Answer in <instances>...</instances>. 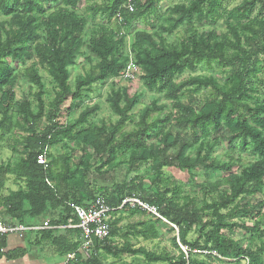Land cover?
I'll list each match as a JSON object with an SVG mask.
<instances>
[{
  "label": "trees",
  "instance_id": "1",
  "mask_svg": "<svg viewBox=\"0 0 264 264\" xmlns=\"http://www.w3.org/2000/svg\"><path fill=\"white\" fill-rule=\"evenodd\" d=\"M82 1L0 0V15L12 16L13 23L17 25L0 29V143L15 128L13 88L16 78L9 60L12 63H24L35 52L40 66L52 77L58 90L50 106L52 112L57 115V120L45 126L42 132H38V121L45 108L43 77L35 66L25 70L26 81L37 89L35 98L38 110L33 114L28 102L22 104L21 111L26 115L27 126L22 128L26 136L21 138L18 144L23 146L25 158L14 168H0V175L4 172L16 175L25 179L27 185L26 191L20 192L17 198L8 204L6 215L18 218L19 222L24 224L26 217H40L54 206L61 207L63 213L58 220H52L50 224L63 226L69 218L67 202L86 206L99 197L84 183L68 179L67 173H55L37 164V157L43 150L63 142L60 136L83 142L99 158L106 157L109 164L116 159L119 152L133 149L137 150L134 162L153 159L158 174L165 167H176L187 171L190 175L193 170L201 167L206 177L219 172L229 173L225 184L230 187V193L211 204L204 203L200 209L180 206L178 191L170 184L163 193L156 189L151 195L142 199L149 207L156 208L161 218L178 228L179 243L176 242V238L173 240L174 249L180 253L177 264H224V260L240 264L242 258L247 259L248 264H264V235L261 234L259 224L249 227L244 223L234 224L227 221L238 216H246L263 207L262 203L252 205L245 201L248 197L264 191V91L261 93L263 101L257 100L255 104L249 102L254 100L252 94L257 91L254 80L261 71L262 62L259 56L264 55V22H257L254 25L250 22L244 24L241 21L249 19L256 3L264 0L244 1L229 12L224 7L225 0H190L188 5L180 4L172 9V23L167 30L171 32L183 25L187 26L189 36L180 44H167L164 40L157 43L144 34L138 35L134 43L137 64L144 72L141 79L145 88L150 92L164 93L165 97L172 101V106L177 111L176 119L189 130L194 142L208 139L212 133L225 128L230 134L229 144L243 152L249 151L255 158V162L245 167L240 175L232 172V165L210 159L208 154L201 155L199 152L195 158L186 155L189 148L187 142L177 140L169 131L158 132L157 127L160 122L158 118L152 116L155 113L160 114L164 106L156 103L144 109L140 130L129 134L123 133L132 119L131 111L138 102L135 97L129 95L128 88L111 95L110 103L118 116L112 129L107 130L97 126L84 129L95 108H86L79 118L68 126L60 124L58 118H64L67 110L65 105L68 101L81 100L84 92L90 91L92 85L119 77L127 64V61L119 56L123 46V38L116 37L121 33L120 26H117L116 30L100 26L93 34L88 48L90 55L98 63L95 69L79 79L72 88L69 83V68L77 58L85 30V21L72 10L77 9ZM158 1L132 0L136 10L134 13H128L122 8L127 0H112L109 6L105 7L104 14L107 20L111 21L122 9L123 25H125L126 16L129 24L138 18L153 15ZM59 4L61 5L57 6ZM44 18L46 20L40 23L39 21ZM224 19L233 33L234 40L230 43L231 54L214 45V34H208L206 38L198 37L194 28L195 23L215 24ZM232 23L235 26H231ZM41 27H44L42 30L46 34L43 38L42 33L39 32ZM237 27L241 29V33L238 32ZM211 59L230 68L231 77L227 86L222 87L213 79L194 78L180 84L174 82L177 75L187 70L193 71L198 65L210 62ZM191 85H196L195 90L202 86L211 88L210 97L205 99L198 109L192 107V100L187 104H183L180 100L186 88ZM192 91L187 90V93L192 95ZM82 105L81 102L78 103V106ZM119 134L120 139H116ZM142 136H146L147 139L158 138L160 158L146 151ZM175 146H178L177 152L166 156L167 151ZM53 181H56L57 187L50 185ZM139 189H142V184H139ZM127 196L137 197L131 190L120 195L107 194L106 197L102 195L105 202L113 208H118ZM222 210L228 211L227 214H221ZM121 212L113 214V218ZM203 212H208L210 218L204 221ZM148 216L149 220L134 226L132 234L144 240L158 239L157 225L161 224V220ZM118 223V220L113 219L110 224L109 240L99 244L108 251L111 248L109 246L111 237L118 232L114 229ZM231 228L255 233L258 235V245L253 250H245L239 242L225 238L222 231ZM191 231L196 232L197 237L189 242L187 237ZM68 232L71 235H80L77 230H68ZM39 233L43 239L51 242L59 256L75 253L81 242L70 235L71 238L68 236L55 238L53 234L56 230H43ZM3 244L4 240L1 241V245ZM179 244L187 247V257L180 250ZM193 251H197L198 254H194ZM118 254L140 255L149 264L172 261L167 254L159 255L147 252L143 248L135 250L130 244H125L118 250L116 255ZM80 259L81 256L77 255L69 264H78L77 261ZM87 264H97V262L90 258Z\"/></svg>",
  "mask_w": 264,
  "mask_h": 264
},
{
  "label": "rangeland",
  "instance_id": "2",
  "mask_svg": "<svg viewBox=\"0 0 264 264\" xmlns=\"http://www.w3.org/2000/svg\"><path fill=\"white\" fill-rule=\"evenodd\" d=\"M111 1L112 0H83L77 9L72 10L79 18L85 21V30L77 58L74 64L69 68V83L72 88L75 87V83L79 79L84 78L95 69L98 63L97 60L90 55L88 48L93 34L100 26L114 30L117 29V26H120L121 30L119 31H121V35L119 34L116 36L123 38V46L119 56L126 60L127 63L130 61L136 62V64L138 63L134 50L135 39L138 35L144 34L151 37L157 43L164 40L167 44L172 45L180 44L189 36V34H187L188 30L186 25L174 29L171 32L167 30L172 23V9L180 4L188 5L190 0H159L156 12L153 15L138 18L129 24L128 17L126 16L125 25H123L124 19L123 22H119L118 19H116V15L119 12L121 13L122 9L113 16L111 21L107 20V16L104 14L105 7L107 8ZM244 1L253 0H225L224 7L229 12ZM60 5L61 4L57 6ZM122 8L124 9V5ZM134 10H136L135 7ZM45 20L46 18L39 22L42 23ZM231 21L235 24L233 20ZM13 22L12 16L5 17L0 15V29L16 27L17 25ZM241 22L244 24L250 22L254 25H256L257 22H264V2L256 3L249 19H244ZM233 23L231 26H235ZM43 28L44 27H41L39 30V32L42 33V38L46 35L42 30ZM194 28L197 31L198 37L202 36L206 38L208 34H214V45L217 48H223L225 53L231 54L230 43L234 39L230 25L226 24V19L217 21L215 24L205 22L201 24L195 23ZM237 28L238 32L241 33V29L239 27ZM259 60L262 62L261 71L254 80V87L257 91L252 94L254 100H250V104L257 103V100H259V102L263 101L261 93L264 91V55H260ZM9 63L14 69V76L16 78V84L13 88L15 93V108L13 113L15 128L11 133L7 134L3 142L0 143V168L3 169L7 167L14 168L25 158L23 146L18 144V141L26 136V132L22 129L27 126L25 123L26 115L21 111L22 104L28 102L33 114H36L38 110L35 98L37 89L28 83L24 77L25 70L30 66H35L42 75L44 83L43 102L45 108L44 113L40 117V121H38V132H42L45 126L51 125L57 120V115L52 112L50 106L58 90L52 77L40 66L35 52H33L32 57L24 63H12L10 60ZM138 68L141 73L134 80H119L118 77H116L103 83H96L91 86L90 91L84 92L83 99L68 101L65 105L67 110L64 118H58L60 124L68 126L77 120L86 108H95L94 114L89 117L88 123L84 126V129H90L92 126L107 130L112 129L118 120V116L111 106V95L116 91L120 92L128 88L129 95L135 97L138 102L131 111L132 119L124 128L123 133L129 134L140 130V120L144 109L156 103L159 106H164L160 114L155 113L152 116L153 118H158L160 122L157 127L158 132H160V130L169 131L177 140L187 142L189 148L186 151V155L195 158L199 152H201V155L208 154L210 159L232 165V172L237 175H240L245 167L255 162V158L249 151L243 152L237 147L233 148L229 144L230 134L225 128H221L218 132L212 133L208 139H200L194 142L189 130L176 119L175 115L177 111L173 108L172 101L167 99L164 93L148 91L141 79L144 72L140 66H138ZM230 77L231 73L229 67H224L220 65L217 60L211 59L210 62L201 63L193 71L187 70L183 74L177 75L174 78V82L180 84L194 78L201 80L213 79L220 86L225 87ZM195 88L196 85L187 87L180 100L183 104H187L192 100V107L198 109L200 104L210 97L211 88L203 86L196 90ZM187 90H193L192 95H189ZM80 102L83 104L81 107L78 106ZM60 138L63 140L61 144L47 148L46 169L55 173H67L68 179L84 183L89 187L90 191L99 197H102V195L106 197L107 194L120 195L131 190L137 195L141 202L146 204L142 201L143 198L151 195L156 189H159V191L163 193L170 184L178 191L177 198L180 206H185L190 209H200L204 203L211 204L230 193V187L225 184L229 176L227 172H219L210 177H206L201 167L193 170L191 175L188 174L187 171L180 170L176 167H165L158 174L155 170L153 159L140 163L134 162V155L137 153V150H123L119 152L116 159L109 164L107 163L106 157L99 158L94 154V151L87 148L83 142L64 138L63 136H60ZM115 138L120 139V134ZM142 138L143 143L146 145V151L151 152L154 157L160 158L161 155L160 152H158V138L153 137L147 139L146 136H142ZM177 149L178 146L171 147L167 151L166 156L175 154ZM139 184H142L141 190L139 189ZM50 185L52 187H57L56 181L51 182ZM26 188L25 179L16 175H10L6 172L0 175V220L7 219L6 209L8 204L13 202L20 192L26 191ZM104 197L102 198L104 199ZM245 202H249L252 205L262 203L263 207L252 211L246 216H238L235 219H229L227 221L234 224L244 223L249 227L258 223L261 234L264 235V191L263 193L248 197ZM227 212L226 210H222L221 214L225 215ZM148 215L153 218H158L152 212L139 208L125 210L119 215H116L114 219L118 220L119 223L113 228L118 230V232L111 237L109 241V246L111 247L110 251L99 244H95L91 250L90 257H81V259L77 261L78 264H87L90 258L91 260H95L97 264H149L146 263L140 255H116L118 250L125 244H130L135 250L143 248L147 252L159 255L167 254L168 257L172 258V261L168 263L159 262L151 264H177L180 253L174 249L173 240L176 238V242L179 243L178 228L169 224L168 221L163 218V220L160 219L161 224L157 225L159 231L158 239L144 240L132 234L134 226L149 220L150 217ZM202 216L205 221L208 219L209 214L208 212H203ZM46 217L48 220L52 221V216ZM28 220L29 217H26L25 221L29 222ZM62 234L63 233H61V235ZM72 235L71 237L73 239H76L78 242L81 241V236L79 234ZM222 235L225 238L239 242L245 250H253L258 245V235L241 231L238 228L225 229L222 231ZM196 237V232L191 231L187 239L190 242L195 240ZM179 246L180 250H182L187 257V247L185 248L180 244ZM193 253L198 254L197 251H193ZM223 262L224 264H234V261L230 260H224ZM240 264H248V260L242 258Z\"/></svg>",
  "mask_w": 264,
  "mask_h": 264
},
{
  "label": "built area",
  "instance_id": "3",
  "mask_svg": "<svg viewBox=\"0 0 264 264\" xmlns=\"http://www.w3.org/2000/svg\"><path fill=\"white\" fill-rule=\"evenodd\" d=\"M124 9L128 13H133L134 4L132 0H127ZM119 22H123L122 14L119 12L116 15ZM141 71L136 62L130 61L126 64L123 72L118 77L119 80H134ZM46 151L43 150L37 157V164L46 168ZM69 210V218L67 223L63 226H52L50 222H45L41 227H28L21 224L6 226L0 220V255L7 253L6 248L1 245V241L5 240L9 235H18L22 237L29 232L43 231V230H77L81 236V242L78 250L65 256V263L73 262L77 255L87 258L95 244H103L109 240L111 222L113 221V214L121 212L125 209H143L152 212L159 219H162L153 207L141 202L136 196L125 197L118 208L110 207L102 197L96 198L93 202L86 206H80L74 202L66 203ZM163 220V219H162Z\"/></svg>",
  "mask_w": 264,
  "mask_h": 264
},
{
  "label": "crops",
  "instance_id": "4",
  "mask_svg": "<svg viewBox=\"0 0 264 264\" xmlns=\"http://www.w3.org/2000/svg\"><path fill=\"white\" fill-rule=\"evenodd\" d=\"M61 213H63L62 208L54 206L44 215L29 218V222L24 221V224H21L18 218L8 216L1 221L6 226L21 224L28 227H41L45 222H51L46 216H52V220H58ZM41 231L29 232L22 237L15 234L7 236L2 245L7 253L0 256V264H66L65 256H59L51 242L43 239L40 233L38 234ZM69 235L71 236L68 230H56L53 234L55 238L59 236L71 238Z\"/></svg>",
  "mask_w": 264,
  "mask_h": 264
}]
</instances>
